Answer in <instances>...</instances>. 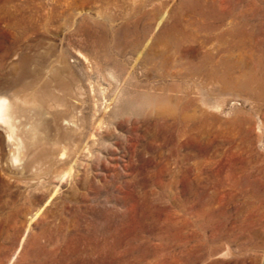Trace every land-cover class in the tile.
I'll list each match as a JSON object with an SVG mask.
<instances>
[{"label":"rangeland","instance_id":"1","mask_svg":"<svg viewBox=\"0 0 264 264\" xmlns=\"http://www.w3.org/2000/svg\"><path fill=\"white\" fill-rule=\"evenodd\" d=\"M228 1L0 0V264H264V41L210 77ZM188 100L184 129L156 114Z\"/></svg>","mask_w":264,"mask_h":264},{"label":"bare ground","instance_id":"2","mask_svg":"<svg viewBox=\"0 0 264 264\" xmlns=\"http://www.w3.org/2000/svg\"><path fill=\"white\" fill-rule=\"evenodd\" d=\"M240 1H241L240 8L237 7V9L235 11H233V12L230 10L231 8H233L232 5H231L232 4L231 3L232 0L227 2V4H228L227 13H230V14L226 13L223 16V19H224L225 22L223 24L222 29L220 28L221 30H219L218 32L209 35V41L213 42L214 43L213 44L214 48L219 51V53H217L218 56H219L217 59H216L215 55L213 54L214 52L211 51L208 54V59H209V64H210L209 65L210 77H212V75L214 77L215 73L218 72V70H222L223 65H227L228 62H229V65H234L235 64V63L231 62L232 60H231L230 56H233V55L228 54V52L231 53V52H233L235 50L242 49L241 46L245 45V44L243 45V43L248 44L249 43L248 40L255 41L251 45H255L256 43H259V41L262 44L263 41H264V39H263V37H264V23H262L263 26H262V24H260V25L257 24L256 21H255V18L253 17V15L255 16L254 13L257 14V12H259L261 10H264V8L261 6L262 4H264V0H258V1L257 0H253V1H250L249 3H247L248 2L247 0H239L238 2H240ZM260 32H261V34L263 36H261ZM190 36H192V35H190ZM181 38L182 37H180V39ZM171 39L166 40L165 44L167 46H169V45L171 46L172 44L176 43V44H174V45H177V46H175L176 48H180V46H181L180 43H181V41L184 40L183 38H182L183 40L182 39L178 40L177 38L176 39L175 38H171ZM185 39L188 40V38H185ZM256 46H258V44H256ZM161 54H162L161 56H163L164 59H166L168 57L166 53H161ZM190 73L195 74L193 72V69H191V71H185V73H181V72L179 73L177 71L174 72V74H176V76H182V74H183V77H184V75L188 76ZM261 80L262 79H260L258 81L259 84H263L262 82H260ZM3 92H4V94H2L0 96V124L3 126L5 132L8 133V137L13 139V138H16V135H15L16 133H15V129H14V126H15L14 119L20 113V102H19L20 98H18V96L12 91L9 92L8 90H4ZM34 94H35V92H34ZM34 99H35V97H34ZM168 99H171V98H168ZM194 105L195 104L192 101H190V100H188L186 103H184L183 107H180L178 105V103H176V105H174V106H166V104H160V105H158L156 107V111H157L156 114L158 116H161L164 120H166L169 127L170 126L171 127L178 126V127H182V129H184L185 127L188 126V122H189L188 119L189 118L192 119V118L189 117L186 114H182V111H185V110L188 111ZM31 117H33V116H31ZM28 119H29V116H28ZM70 120H72V119H70ZM31 122H32V120H31ZM74 122H75V120H74ZM209 122H210V118L207 116V124H208L207 131L209 130ZM22 127H23V125H22ZM35 130H37V129H35ZM208 132H207V134H209ZM34 138H35V136H34ZM17 140L18 141L14 140V142L11 143V146L13 147V149L16 150V151L14 150L15 154L13 155V160L15 162H17V160H18V156L22 155V153L20 151V150H22L21 149L22 147L19 145L20 142H19L18 137H17ZM14 144H15V146H14ZM64 150L66 151L65 148H64ZM64 156H67V155H64ZM72 169H74V167ZM243 171L245 172V170H243ZM67 172L70 173V170L67 171ZM71 172L74 173L73 170ZM246 179H247V177H246ZM246 179L243 182H241V185H240L241 187H244V185L246 183ZM131 195H133L131 197L134 199V202L131 204V207H130L131 208V213L128 215L127 220L130 219L131 221L136 223L134 226H136L137 224L141 225L149 217V215H148L149 212L147 213V211H146V207H147L146 206L147 205L146 200H147L148 197L137 195V194L135 195V192L131 193ZM200 206H201L200 212L202 214L206 215L207 214L206 213L207 207H205L204 203H201ZM207 224H208V222H207ZM134 226H133V228H135ZM136 230H137V228H136ZM111 234L112 235L114 234V235H117V236H121V233L118 232V231H112ZM229 238H231V237L229 236ZM129 244H130V247L132 245H135V246L132 247L133 249L136 248V245H137L136 242H134V244H133V242L130 241ZM138 245L142 246L141 244H138ZM111 251H112L111 252L112 256L115 257L114 260L117 259L118 263L120 264V261L118 260V257L120 258L119 254L122 251L119 250L118 244H116L111 249ZM122 253H124V252H122ZM127 253H128V250H127ZM115 264H117V262Z\"/></svg>","mask_w":264,"mask_h":264}]
</instances>
